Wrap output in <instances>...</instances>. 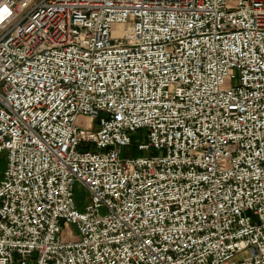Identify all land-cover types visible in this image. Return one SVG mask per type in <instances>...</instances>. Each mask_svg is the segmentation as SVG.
Returning <instances> with one entry per match:
<instances>
[{
    "label": "built area",
    "instance_id": "obj_1",
    "mask_svg": "<svg viewBox=\"0 0 264 264\" xmlns=\"http://www.w3.org/2000/svg\"><path fill=\"white\" fill-rule=\"evenodd\" d=\"M3 151L0 264H264V0H0Z\"/></svg>",
    "mask_w": 264,
    "mask_h": 264
},
{
    "label": "rangeland",
    "instance_id": "obj_2",
    "mask_svg": "<svg viewBox=\"0 0 264 264\" xmlns=\"http://www.w3.org/2000/svg\"><path fill=\"white\" fill-rule=\"evenodd\" d=\"M81 125H84L86 123V120H80L79 122ZM132 139V145L131 147L122 149L121 157H141V156H157L162 155V152L150 150L149 152L146 151H140L138 150V146L141 144H146V132L145 131H138L135 134L131 136ZM7 165V152L3 151L0 152V180L2 179L3 172L6 169ZM74 203L75 206L79 211H83L85 206L88 204V194L86 191L79 186H75L74 188ZM69 229L72 231L74 236L78 235V232L74 226H70ZM244 256V254L238 255L235 257V260L241 259Z\"/></svg>",
    "mask_w": 264,
    "mask_h": 264
}]
</instances>
